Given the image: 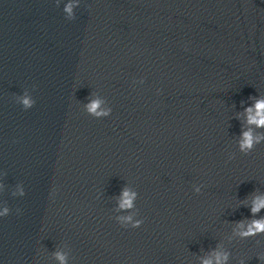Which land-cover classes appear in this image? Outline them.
Masks as SVG:
<instances>
[{"label":"clouds","instance_id":"9594fccd","mask_svg":"<svg viewBox=\"0 0 264 264\" xmlns=\"http://www.w3.org/2000/svg\"><path fill=\"white\" fill-rule=\"evenodd\" d=\"M66 11L71 12V5H69L66 9ZM23 103L26 107L32 106V101L25 98L23 100ZM100 101L95 100L91 102L88 106V112L96 117L100 116H107L111 113L112 109H108L107 111L99 110L100 109ZM255 111H253V108H247L245 111L249 113L247 117V123L249 125H255L257 128L264 127V100H258L254 106ZM264 140V134H254L253 130L249 128L246 131H242L241 139L239 141V151L240 153L244 155L250 154L254 148L261 143V141ZM234 154H230L229 159H232ZM201 187L196 188V193L199 194L201 192ZM123 200L120 203L121 209H128L133 206L132 200L135 196V194L129 195V192L127 190L123 191ZM264 208V197H254L253 203L251 206V213L253 216H255L257 213L260 212V210ZM121 221H130L131 217H122L120 218ZM143 220L140 219L138 221H135L131 224V228H138L142 225ZM238 227L242 228L243 230L238 233V235L241 237V239L246 240L251 237H256L258 235H264V217H261L259 219H252L247 225L243 223V221L236 222ZM122 227H128L125 223L121 222L119 223ZM57 259L61 261V264H65V256L61 253H57ZM229 253H219L217 252L215 254V264H227V261L229 259ZM202 264H213V261L211 259H205ZM240 264H244L243 261L240 262Z\"/></svg>","mask_w":264,"mask_h":264}]
</instances>
